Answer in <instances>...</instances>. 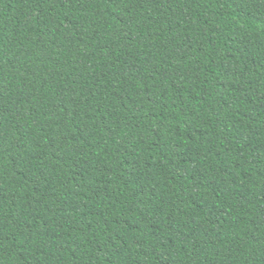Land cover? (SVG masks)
Returning <instances> with one entry per match:
<instances>
[{
	"label": "trees",
	"instance_id": "trees-1",
	"mask_svg": "<svg viewBox=\"0 0 264 264\" xmlns=\"http://www.w3.org/2000/svg\"><path fill=\"white\" fill-rule=\"evenodd\" d=\"M0 264H264V0H0Z\"/></svg>",
	"mask_w": 264,
	"mask_h": 264
}]
</instances>
